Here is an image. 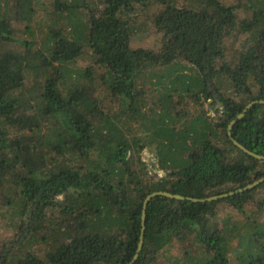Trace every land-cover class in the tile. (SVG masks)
Returning a JSON list of instances; mask_svg holds the SVG:
<instances>
[{
    "label": "trees",
    "instance_id": "trees-1",
    "mask_svg": "<svg viewBox=\"0 0 264 264\" xmlns=\"http://www.w3.org/2000/svg\"><path fill=\"white\" fill-rule=\"evenodd\" d=\"M179 1L0 0V264H264V181L133 259L264 178V0Z\"/></svg>",
    "mask_w": 264,
    "mask_h": 264
},
{
    "label": "rangeland",
    "instance_id": "rangeland-1",
    "mask_svg": "<svg viewBox=\"0 0 264 264\" xmlns=\"http://www.w3.org/2000/svg\"><path fill=\"white\" fill-rule=\"evenodd\" d=\"M221 2L223 1L226 4H230L232 2H234V0H220ZM192 3L191 0H180L179 1V6L181 4L184 3ZM156 7L154 6H147V7H139L136 9L135 13H133L131 15V23L132 26H134V30H136V32L133 34L132 38H131V45L134 48H153V49H157V43L158 40L160 38L159 34H156L154 27L151 23V17L153 15V13L155 12ZM42 15V13H41ZM18 35V34H17ZM78 66L83 67V62L80 61L77 63ZM222 79V78H221ZM223 85L225 86H229L228 81L227 80H223ZM183 110H187L188 112H194L196 110V106L194 105V103L192 101L189 100V102L186 103V105L184 104V106H181ZM207 108V106H206ZM199 109V108H198ZM213 112H210L209 114H212ZM153 146L151 147V149L155 148V144H152ZM143 157H144V163L148 165V169H150V177H152L154 180H156L157 178H160L161 176V171L158 170L157 168V164H156V158L155 155L153 154V152H150L147 149H144L143 151ZM260 194H264V189L262 191H260ZM255 209V207L252 206H248L247 210H253ZM229 216L230 219H238L241 215L235 211H233L232 209L225 207L224 206H219L218 208V212H217V218L218 220H222V218ZM258 220H260L261 218H259L257 216ZM0 236H2L3 239H7L10 238L11 236H13V231L12 229L6 225L3 224L2 227L0 228ZM40 248H42V246H40ZM178 249V248H176ZM175 251L172 250V253H174ZM157 264H172L171 260H167V262L165 261H161Z\"/></svg>",
    "mask_w": 264,
    "mask_h": 264
},
{
    "label": "water",
    "instance_id": "water-1",
    "mask_svg": "<svg viewBox=\"0 0 264 264\" xmlns=\"http://www.w3.org/2000/svg\"><path fill=\"white\" fill-rule=\"evenodd\" d=\"M256 104H263L264 105V101H252L250 102L248 105H246V107L243 109V111L237 116V118L235 120H233L230 124H229V129L232 127V125L234 123H236V121L240 118H242L244 116V114L246 113V111L251 108L252 106L256 105ZM235 145H237L238 147H240L241 149L245 150L243 147H241L237 142H234ZM246 151V150H245ZM247 152V151H246ZM249 153V152H248ZM250 155L258 158V159H264V156H259V155H255L253 153H249ZM264 181V178H261L257 181H254L253 183L243 187V188H240V189H237L236 191L234 192H230V193H227V194H220V195H214V196H211V197H208V198H204V199H192V198H188V197H182V196H179V195H172L168 192H153L151 193L150 195H148L145 200H144V203H143V212H142V228H141V233H140V237H139V244H138V249H137V252L134 256L133 259H136L138 253H139V250L141 249V246L143 244V237H144V217H145V209H146V205L147 203L149 202L150 199H152L153 197L155 196H165V197H168V198H173V199H178V200H190L192 202H211V201H216V200H219V199H223V198H226L230 195H233L235 193H240V192H244L246 190H249V189H252L254 188L255 186L259 185L260 183H262ZM131 264V263H130Z\"/></svg>",
    "mask_w": 264,
    "mask_h": 264
}]
</instances>
